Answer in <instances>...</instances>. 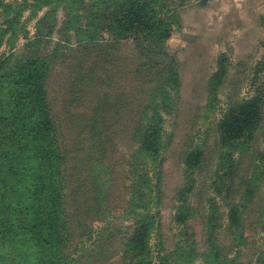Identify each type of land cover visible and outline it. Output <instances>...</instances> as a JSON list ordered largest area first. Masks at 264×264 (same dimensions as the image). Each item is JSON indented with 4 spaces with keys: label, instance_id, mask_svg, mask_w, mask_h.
I'll list each match as a JSON object with an SVG mask.
<instances>
[{
    "label": "rangeland",
    "instance_id": "obj_1",
    "mask_svg": "<svg viewBox=\"0 0 264 264\" xmlns=\"http://www.w3.org/2000/svg\"><path fill=\"white\" fill-rule=\"evenodd\" d=\"M118 1L78 2L85 13L87 4L105 3L117 8L122 2ZM179 1L183 3L173 5L178 21L163 45V50L167 49L166 53L174 55L178 62L179 88L171 114H161V130L156 125L163 146H159L156 159L149 152H139L140 142L134 136L150 124L146 125L151 112L148 87L137 91L143 81L136 82L133 72L127 70L138 62L142 65L146 56L126 57L125 54L136 50L134 45L122 43L112 47L108 63L99 64L109 70L112 84L115 83L114 88L118 90L111 96L115 99L113 107L99 106L93 111L96 119L98 115H112L110 123L97 126L109 137V143L98 141L107 153L102 157L94 151L96 143L84 142L77 153L86 154V160L75 173L74 164L65 161V171L71 170L64 195L66 213L69 221L72 217L75 221L77 238L87 244L95 242L98 250L103 251L95 256L99 261L94 264H105L102 261L108 259L109 251L122 239L121 225H131L125 209L130 196L133 199L132 191L138 180L133 174L144 173V167L147 171L154 169L155 165L158 177L149 171L151 184L158 180L160 184L157 183L159 189H155L158 204L152 209L157 222L149 243L155 257L152 264H159L160 254L170 255V264H181L182 259L193 261L192 264H260L264 261V159L260 160L264 158V0ZM74 6L72 0H0V66L4 61L12 66L19 59L50 58L56 51L63 53L68 47L74 48L76 22L73 20L71 29L68 33L65 31ZM219 63L225 74L216 95L209 96V83ZM60 66V61H56L51 72L56 73ZM143 72L147 81L154 77L145 69ZM119 91L124 95L131 91L129 94L136 97L129 96L126 104L118 105L116 99L122 95ZM230 112L238 118L247 114L245 125L253 122L258 126L252 134L251 151L242 157L240 172L233 170L234 174L226 175L231 181V192L224 199L227 185L221 184L220 178L217 190L212 184L217 183L215 176L222 147L232 146V140L222 138L221 141V122ZM137 116L138 124L128 120ZM224 141H227L225 146ZM198 144L202 145L198 147L202 154L195 167L200 165L204 171L195 175L196 186L186 191L191 182L186 171L191 170L186 151ZM61 169L64 171L63 163ZM240 187L252 191L246 203L243 189L238 190ZM217 191L221 196L215 194ZM214 197L218 215L221 213L218 217L212 214L209 203ZM233 203L246 206L240 222L238 214L228 216L229 205ZM183 249L186 252H182Z\"/></svg>",
    "mask_w": 264,
    "mask_h": 264
},
{
    "label": "trees",
    "instance_id": "obj_2",
    "mask_svg": "<svg viewBox=\"0 0 264 264\" xmlns=\"http://www.w3.org/2000/svg\"><path fill=\"white\" fill-rule=\"evenodd\" d=\"M72 1L75 6L65 31L68 33L74 20L77 24L74 27L77 36L74 48L68 47L63 53L56 51L50 58L17 59L12 66L4 61L0 66V264H94L99 261L95 256L103 251L98 250L95 242L87 244L79 240L73 217L71 221L68 219L64 195L71 170L66 172L64 166L65 161L73 163L75 173L80 163L85 162L86 154L77 153L84 142L96 143L94 151L102 157L107 153L98 141L107 140L109 143V137L97 126L110 123L112 115H98L96 119L97 114L93 111L99 106L113 107L115 103L111 96L118 90L114 88L115 83L112 84L109 70L99 65L109 62L112 47L122 43L132 44L136 51L125 54L126 57L146 56L142 65L138 62L137 66L127 69L133 72L136 82L143 81L137 91L148 87L150 94L151 112L146 125L150 124L144 131L140 129L134 133L139 139L141 154L149 152L153 158L159 146L163 147L156 125L160 127L162 112L171 114L175 105V94L179 88L178 62L174 55L166 53L167 49L163 50V45L171 34L173 24L178 21L173 5L175 2H180L177 4L180 5L183 1L119 0L122 2L117 8L105 3L87 4L85 13L79 6L83 0ZM56 61H60L61 66L56 73H52ZM143 69L154 77L147 81ZM224 74L225 70L219 63L209 83V96L216 95ZM119 92L122 95L116 99L118 105L126 104L129 96L136 97L129 94L131 91L125 95L123 91ZM77 108H83V111ZM247 116L241 114L238 118L230 112L221 122V141L222 138L229 142L232 140L229 149L222 147L217 164L219 171L215 176L216 182L220 178L221 184L227 185L224 199L231 192V181L226 179V175L234 174L233 170L240 172L242 157L252 148V134L258 125L252 122L246 126ZM128 120L138 124V116ZM226 144L227 141H224L223 146ZM201 146L198 144L191 151H186L191 169L185 168L191 178L186 191L196 186L195 175L204 171L200 165L195 167L202 154L198 150ZM254 167L257 168V163ZM156 168L155 165L154 169L147 171L144 167V173L133 174L138 180L132 191L133 199L130 196L125 209L131 225H121L122 239L109 251L108 259L103 263H153L155 257L149 243L152 230L157 228L152 209L158 204L155 189H159V180L158 184L152 185L149 171L157 176ZM226 169L229 171L226 172ZM260 169L263 172L262 167ZM217 184H212L214 190H217ZM243 187L238 190L242 191ZM215 194L221 196L218 191ZM251 195L248 187L243 189V202H248ZM209 203L212 214L220 216L215 197L210 198ZM229 206L228 216L238 214L240 222L246 206L237 203ZM157 258L159 264H170L172 259L164 254ZM182 260L181 264L193 262Z\"/></svg>",
    "mask_w": 264,
    "mask_h": 264
},
{
    "label": "crops",
    "instance_id": "obj_3",
    "mask_svg": "<svg viewBox=\"0 0 264 264\" xmlns=\"http://www.w3.org/2000/svg\"><path fill=\"white\" fill-rule=\"evenodd\" d=\"M264 9V4L262 5V10ZM262 16H264V13L262 14Z\"/></svg>",
    "mask_w": 264,
    "mask_h": 264
}]
</instances>
